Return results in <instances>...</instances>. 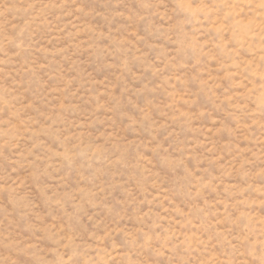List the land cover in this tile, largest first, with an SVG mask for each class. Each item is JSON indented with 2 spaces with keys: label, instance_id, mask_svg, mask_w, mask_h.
Masks as SVG:
<instances>
[{
  "label": "rangeland",
  "instance_id": "obj_1",
  "mask_svg": "<svg viewBox=\"0 0 264 264\" xmlns=\"http://www.w3.org/2000/svg\"><path fill=\"white\" fill-rule=\"evenodd\" d=\"M0 264H264V0H0Z\"/></svg>",
  "mask_w": 264,
  "mask_h": 264
}]
</instances>
